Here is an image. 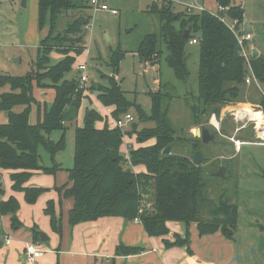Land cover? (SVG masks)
I'll return each instance as SVG.
<instances>
[{
  "label": "trees",
  "instance_id": "1",
  "mask_svg": "<svg viewBox=\"0 0 264 264\" xmlns=\"http://www.w3.org/2000/svg\"><path fill=\"white\" fill-rule=\"evenodd\" d=\"M215 3L229 7V18L243 21L244 9L235 5L234 0H215ZM85 6L83 0H37V26L42 28L48 20L49 28L38 46L33 68L23 76L0 74V114L6 116V120L0 122V169L12 171L11 188L23 192L28 204L34 203L48 189L26 187L24 183L35 170L52 174L59 169L60 166L54 163V156L65 148V131L76 120L81 106L85 90L79 86V76L67 80L64 75L71 70L75 57L84 50L81 37L70 35L84 31L87 19L81 16L80 22L78 16ZM175 6L169 0L151 3L149 9L160 17V36L145 35L137 54L142 60L158 64L164 48L167 52L165 63L175 78L185 82L189 74L185 47L191 38H197V91L196 102L190 106V115L192 124L207 127L215 134L207 124L210 106L240 101L239 85L245 83L247 72L245 62L239 55L234 35L217 16L206 10L192 13L178 11ZM69 11H77L76 18L66 27L58 29L59 17ZM186 29H189V35L184 37ZM52 51L62 55L54 65L50 64ZM122 55L121 50L112 54L110 63L114 71ZM251 59L254 75L260 80L264 77V59L260 56H252ZM102 77L107 79V84H97V99L103 105L113 107L111 115L115 119L135 106L140 120L155 122L153 128L137 132V140L143 142L153 138L155 142L129 150L131 165L145 167V172L134 173L130 167H125V158L119 152L123 136L121 130L109 128L106 122L102 128H96L94 120L102 118L89 111L90 119L74 127L73 163L67 169L72 184L63 193L65 197L73 198V207L68 212L69 225L104 216H119L128 220L138 218L149 236L168 235L166 222L177 221L185 224L196 222L200 236L220 231L230 237L238 219L236 201L224 192L217 197L210 195L211 181L204 177L202 164L192 162L191 155L161 153L175 140L173 126L163 108L165 94L161 90L150 92L151 113L147 115L125 97L114 76L102 74ZM40 89L52 90L50 100L38 99L36 90ZM260 104L264 113V100H260ZM33 105L36 107V120L31 123L29 115ZM54 131H61L57 140L50 138ZM184 140L191 146L199 141ZM41 147L52 161L49 167L39 161ZM63 188L56 187L55 190L61 192ZM18 208V202L12 196L0 200V213L11 214L12 227L19 226L16 217ZM44 212L50 217L53 231L60 234V220L54 214L53 201H47ZM31 232L32 241L38 240L35 227L31 228ZM171 235L173 241L164 240L166 247L187 245L188 253L192 254L188 235L183 238L176 233ZM142 250L141 247L119 244L115 255L126 256Z\"/></svg>",
  "mask_w": 264,
  "mask_h": 264
},
{
  "label": "rangeland",
  "instance_id": "2",
  "mask_svg": "<svg viewBox=\"0 0 264 264\" xmlns=\"http://www.w3.org/2000/svg\"><path fill=\"white\" fill-rule=\"evenodd\" d=\"M22 1L17 2L16 0L15 5L12 0H0V74L23 76L32 70L37 57V46L48 33V20L45 21L42 28H39L36 23L33 30L26 10L21 7ZM99 1L106 4L108 9L117 10L118 14L114 15L104 10H93L90 8L89 0H83L86 6L80 10L79 14L87 19L90 27L89 29L83 27L84 31L78 35H70L73 38L81 37L82 46L89 48L87 53L88 85H106L107 79L103 78L102 74L109 77L114 76L125 97L130 102L138 105L147 115L151 113L150 92L156 93L161 90L165 94L163 108L166 110L167 118L174 129L175 140L171 144L169 152L189 157L193 148L184 138H188L186 137L187 133L194 134L195 130L201 127L192 124L190 115V106L196 102L197 43H187L185 47L189 74L185 82L179 81L173 75L171 68L165 63L164 57L167 52L164 48H162L163 53L158 64L142 60L137 54L139 43L145 35L156 34L160 36V17L158 13L149 9L153 0ZM185 1L193 5H202V0ZM235 1L242 2L244 6L245 30L253 36L251 44L259 50V56L264 59V0H234V3ZM205 3L208 8H214L211 0H205ZM175 10H183V6L176 4ZM76 12L70 11L69 13L72 16L70 14L61 15L58 29L66 27L68 23L72 22L76 18L73 13ZM251 49L248 47L250 59L252 57ZM117 50L123 51V55L119 60L116 71H114L110 62L112 54ZM49 57L50 64L54 65L61 60L62 55L52 51ZM84 59L86 57L83 51L75 57V62L71 66V70L65 73L64 79L70 80L78 77L77 65L82 63ZM40 90L48 91L43 93L36 90V95L47 101L52 90ZM238 100H240L239 102L252 100L254 103L250 106L247 104L242 106V103L231 102L223 105V108L239 105L244 109L250 108V110L262 112L263 116V111L259 105H261L260 100H264V77L257 81V85L255 82L251 84L241 83L239 85ZM102 105L97 99V90L84 91L80 106L81 114L71 125H68L65 131L66 146L61 152L65 160L69 159L72 162L75 125L81 126L83 124L87 111L92 110L103 118L104 109ZM216 105L210 106V109ZM16 109L18 110L19 107ZM127 113L134 117V122L137 124L135 131L131 130L132 123L123 127V133L132 144L133 149L136 146L139 147V145L150 142L153 138L139 142L136 135L144 128H153L155 122L149 119L140 120L135 106H131ZM209 115L207 124L215 131L216 142L205 144L197 136L190 137V139L199 140L197 142L199 145L196 148H199L206 157V160L200 164H202L205 171L204 177L209 179V182L211 181L210 195L217 197L224 192L226 196L233 198L241 208V218L243 208L264 211V146L244 142V140L251 137V133H256V127H264V125L259 124L256 119L249 118L236 123L230 113L222 111L220 122L214 126L211 114ZM3 117H6L5 114H0V121L3 120ZM110 118L108 123L111 124L112 120L110 121ZM262 118L264 120V117ZM35 120L36 107L33 105L29 121L34 123ZM98 122L104 123V119L94 120L95 127ZM60 135L61 131H54L50 137L52 140H57ZM235 140L242 141L239 148H235L233 143ZM123 150L121 145L119 152L122 154ZM39 155L41 164H50L49 155L42 147L39 148ZM221 165L225 167L226 177L214 179L215 176H212V173Z\"/></svg>",
  "mask_w": 264,
  "mask_h": 264
},
{
  "label": "crops",
  "instance_id": "3",
  "mask_svg": "<svg viewBox=\"0 0 264 264\" xmlns=\"http://www.w3.org/2000/svg\"><path fill=\"white\" fill-rule=\"evenodd\" d=\"M211 1L213 9H215V0ZM12 2L15 5L17 3L16 0H12ZM201 6L208 10H213L208 8L205 0H202ZM21 7L26 10L30 25L34 30L37 23V0H23ZM69 12L67 14H70ZM73 14L77 16V12ZM70 15L72 16V14ZM78 17H81V14ZM252 41L253 36L247 43V50L250 47L252 48V56L253 52H255L256 56H259V50L251 44ZM257 81L256 79L253 82L257 85ZM48 90L50 91V89ZM42 92L47 93L48 91ZM50 93L48 100L53 95L51 91ZM37 97L39 100L44 101L39 96ZM239 103H242V106L246 104L250 106L254 101L247 100V102ZM102 106L104 117L101 118L104 119L109 128H114L113 117L111 116L113 107ZM108 108L110 113L107 112ZM231 108L232 106L225 107L223 111L230 113ZM80 114L81 109L79 108L77 119ZM109 117H111L110 121L112 120L111 124L108 123ZM5 120V117H3L0 122ZM102 124L104 123L98 122L96 127L102 128ZM257 137V133H255L253 137L247 138L244 142L264 146V141L258 140ZM124 140L132 147L127 137ZM154 142L155 140L152 139L147 144L139 146L151 145ZM122 147L125 149L123 140ZM63 150L54 156V163L60 166L58 170L52 174L35 170L24 183L26 187H45L48 189L39 195L32 204L25 202L23 192L12 190V181L10 179L12 171L0 169V184L3 189V193L0 194V200H6L12 196L19 204L16 212L19 226H11L10 213L4 215L0 213V264H27L23 250L25 243L32 241V227H35L38 232V240L35 242L43 249L42 255L34 264H264V229H262V226H264V211L254 208H243L241 218V208L238 206L237 224L230 237L223 235L220 231L200 236L196 222L185 224L177 221L166 222V226L169 229L168 235L149 236L139 221L135 219L128 220L119 216L99 217L95 220L83 221L70 226L68 212L73 207V198L65 197L63 193L72 184L69 180L67 169L72 166L73 162L69 159L65 160L64 155L61 153ZM49 163V165L42 164L46 167L51 166L52 161L50 158ZM130 168L134 173L145 172V167L142 165L131 166ZM62 186L64 188L61 192L55 190L56 187ZM49 200L53 201L54 214L60 220V234L53 231L50 217L44 212ZM39 232L43 233V236L47 238L45 241L39 239ZM172 233H176L182 238L188 235L192 254L188 253L187 245L165 246L164 240L173 241ZM7 237L10 238L9 244H5ZM119 244L141 247L143 250L126 256L115 255V248Z\"/></svg>",
  "mask_w": 264,
  "mask_h": 264
},
{
  "label": "built area",
  "instance_id": "4",
  "mask_svg": "<svg viewBox=\"0 0 264 264\" xmlns=\"http://www.w3.org/2000/svg\"><path fill=\"white\" fill-rule=\"evenodd\" d=\"M162 0H155L156 3H159ZM172 3L179 4L181 6H183V10L192 13V12H199L202 10H206L209 13H211L212 15L217 16L227 27L228 29L232 32V34L235 37V40L238 44L239 47V55L243 57L244 62H245V68L247 70V74L245 76L244 82L245 84H250L251 82L256 80V77L254 75V72L252 70L251 64H250V56L247 50V43L251 40L252 35L251 33L247 32L245 30L243 21H239L236 18H229V16L227 15V10H228V6H220L217 5L215 6V9L213 10H208L206 8H204L201 5H193L190 3H187L185 0H169ZM235 5H239L241 7L242 4L238 1H236L234 3ZM89 5L90 8H92L93 10H104V11H109L111 14H118L117 10L115 9H108L107 5L104 3H100L99 0H89ZM85 29H89V25L88 23H86L84 25ZM197 38H191L189 40L190 44H195L197 43ZM89 48L88 47H84V53H85V57L86 59H84V61L82 63H79L77 65V70L79 73V86L80 88H83L84 90H87L89 85H88V76H87V53H88ZM225 109V108H224ZM232 110L230 111V114L232 115L233 119L235 120L236 123L242 121L243 119L249 118L252 119L250 117H248V115H245L243 112V107L241 106H233L231 108ZM229 110V109H228ZM252 110V109H251ZM254 111V110H252ZM107 112L110 113V109H107ZM112 116V115H111ZM134 122V117L130 114V113H123L121 114L117 119L113 118V127L118 128L119 130H121V132L123 133V127L126 124L129 123H133ZM239 130V129H237ZM256 133L259 137H257L258 139H261L262 141H264V127L259 126L256 127ZM125 137L126 135L123 133L122 136V140H123V144L125 146V149L123 151V156L125 158V167H131V162H130V158H129V150L132 148L130 147V144L125 142ZM234 146L235 148H239L241 145V141L240 140H235L234 142ZM1 173V170H0ZM136 221H139L138 218H135ZM10 243V238L7 237L5 239V244H9ZM43 253V249L39 246V244L35 241H28L25 243L24 245V250H23V255H24V259L25 262L27 264H34L35 261L42 255Z\"/></svg>",
  "mask_w": 264,
  "mask_h": 264
},
{
  "label": "water",
  "instance_id": "5",
  "mask_svg": "<svg viewBox=\"0 0 264 264\" xmlns=\"http://www.w3.org/2000/svg\"><path fill=\"white\" fill-rule=\"evenodd\" d=\"M78 20L81 22V17H78ZM189 35V29H186L184 32V37H187ZM253 56L255 55V52H253ZM93 89L97 88L96 84H92ZM222 111H223V106L220 105H216L214 107H212L210 114H211V118H212V124L215 126L216 124H218L221 120V115H222ZM90 113L86 112L85 116H84V120L88 121L90 119L89 117ZM132 130L135 131L136 130V123L132 124ZM195 134V135H194ZM191 134V133H187L186 137L190 138L193 136H197L200 138L202 143H215L216 139H215V134L213 132H211L207 127H200L198 129L195 130V133ZM198 143L197 142H193L192 143V154H191V160L195 165L200 164L202 161L206 160V157L203 155V153L201 152V150L197 149ZM170 150V146H166L163 150H162V154L163 155H167L169 153ZM174 175V173H173ZM212 176L215 177H220V178H224L226 177V170L225 167L223 165L219 166L217 168L216 171H214L212 173ZM39 239L41 241H45L47 238L45 236H43V233L39 232Z\"/></svg>",
  "mask_w": 264,
  "mask_h": 264
},
{
  "label": "bare ground",
  "instance_id": "6",
  "mask_svg": "<svg viewBox=\"0 0 264 264\" xmlns=\"http://www.w3.org/2000/svg\"><path fill=\"white\" fill-rule=\"evenodd\" d=\"M243 111H245V112H243L245 115H248V117H250L252 119H256V121L259 124L264 125V120L262 118L263 116L259 111H252L250 109H244V108H243ZM263 136H264V133H263Z\"/></svg>",
  "mask_w": 264,
  "mask_h": 264
},
{
  "label": "flooded vegetation",
  "instance_id": "7",
  "mask_svg": "<svg viewBox=\"0 0 264 264\" xmlns=\"http://www.w3.org/2000/svg\"><path fill=\"white\" fill-rule=\"evenodd\" d=\"M208 144H211V143H208Z\"/></svg>",
  "mask_w": 264,
  "mask_h": 264
}]
</instances>
